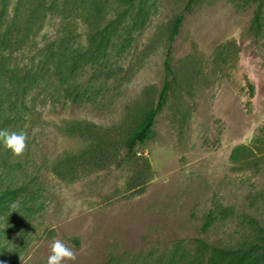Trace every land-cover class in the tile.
I'll use <instances>...</instances> for the list:
<instances>
[{
    "label": "rangeland",
    "instance_id": "1",
    "mask_svg": "<svg viewBox=\"0 0 264 264\" xmlns=\"http://www.w3.org/2000/svg\"><path fill=\"white\" fill-rule=\"evenodd\" d=\"M77 4L81 22L66 27L83 66L76 88L51 83L34 96L13 184L35 174L41 208L25 248L17 218L0 223L3 264H47L55 240L74 251L67 264H153L193 237L235 243L244 214L264 224V0ZM59 25L46 21L40 37ZM170 44L166 103L151 137L126 153L124 139L157 99ZM258 134L257 169L238 168L231 149ZM54 167L69 168L65 179Z\"/></svg>",
    "mask_w": 264,
    "mask_h": 264
},
{
    "label": "trees",
    "instance_id": "2",
    "mask_svg": "<svg viewBox=\"0 0 264 264\" xmlns=\"http://www.w3.org/2000/svg\"><path fill=\"white\" fill-rule=\"evenodd\" d=\"M71 1L0 0V130L22 132L25 120L33 118L34 96L40 88L51 83L65 86V91L76 88L72 78L84 61L70 43L74 31L66 24L71 20L81 22L83 15L79 4L72 6ZM53 19L59 20V30L52 36L40 37L44 23ZM183 20L182 12L173 18L169 42L174 41ZM164 74L154 105L141 113L123 141L126 153H133L137 145L151 137L155 117L166 103L174 81V76L168 79L173 74L171 44L166 50ZM80 125V128L91 130L87 121ZM258 140L259 134L251 144L235 145L229 155L232 163L240 169L256 170L257 153L262 152ZM20 167L23 165L19 157L0 144V223L4 221L6 228V223L13 222L10 220L16 217L19 231L23 233L22 248H25L35 213L41 208L37 203L40 182L35 174H26L13 184L15 169ZM55 168L53 173L65 179L63 173L69 168L64 171H55ZM242 217V234L235 243L213 245L202 237H193L188 243L180 241L175 244L170 259L153 264H264V224L255 216L244 214ZM2 260L0 264H3Z\"/></svg>",
    "mask_w": 264,
    "mask_h": 264
},
{
    "label": "clouds",
    "instance_id": "3",
    "mask_svg": "<svg viewBox=\"0 0 264 264\" xmlns=\"http://www.w3.org/2000/svg\"><path fill=\"white\" fill-rule=\"evenodd\" d=\"M0 144L9 150L14 156H21L26 149V134L24 132H8L0 130ZM13 208L16 205L12 206ZM50 254L47 257V264H67L75 261L76 255L72 248L61 240H55L50 246Z\"/></svg>",
    "mask_w": 264,
    "mask_h": 264
}]
</instances>
